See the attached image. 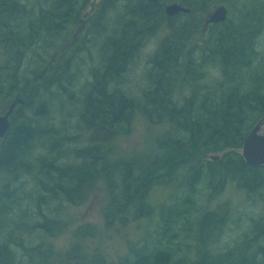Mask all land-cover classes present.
<instances>
[{"label":"trees","instance_id":"1","mask_svg":"<svg viewBox=\"0 0 264 264\" xmlns=\"http://www.w3.org/2000/svg\"><path fill=\"white\" fill-rule=\"evenodd\" d=\"M213 1L200 0V22ZM174 2L191 13L168 16L165 7ZM91 3L0 0V113L16 98L25 101L0 139V264H171L170 248L157 241L183 230L184 218L173 219L171 210L180 205L192 216L202 190L207 211L196 222L202 245L196 264H264L252 247L238 262L213 254L230 208H207L230 183L247 196L264 190V166L252 167L242 155L246 137L264 119L263 3L235 0L226 22L205 28V19L201 27L192 21L194 8L185 0H103L86 27L97 57L77 61L84 37L59 62ZM154 35L160 39L147 72L150 88L131 95L124 79ZM68 102L78 116L73 134L59 123ZM139 115L169 125L160 153L111 159V144ZM100 181L107 191L105 231L154 220L144 236L159 238L149 248L143 240L112 258L99 244L87 246L98 235L93 227L76 229L67 250L57 249L54 240L66 229L62 212L84 203ZM160 187L172 198L155 203Z\"/></svg>","mask_w":264,"mask_h":264},{"label":"rangeland","instance_id":"2","mask_svg":"<svg viewBox=\"0 0 264 264\" xmlns=\"http://www.w3.org/2000/svg\"><path fill=\"white\" fill-rule=\"evenodd\" d=\"M101 1L103 0H92L91 5L84 12L81 18L83 23H79L74 27L68 39L63 44L64 47L59 53V62H62L66 59V57H68L70 54L69 52L77 45V42L81 43L84 37L87 38V22ZM234 1L235 0H214L209 8L205 6L204 19L206 20L208 14L221 5H225L229 9L228 18H230L232 12L236 9V5L233 4ZM246 1L250 4L261 2L264 5V0ZM185 2L194 8V18H192V21L195 22L196 26L200 25L201 27L204 24V19L200 22L197 17L201 15L202 8L204 7L201 6L200 0H185ZM118 12L121 14L123 11L121 12V9L118 8ZM262 26L259 39L261 53L264 55V25ZM88 39L89 38L85 40L83 48L85 46L86 48L84 50L82 49L83 51L81 50L79 56L77 57V61H80L81 58L85 59V57L94 59L97 57L94 49L95 47H93L92 41ZM159 39L160 35L153 37L142 49V51L139 52L137 55L139 57L136 56L135 64L131 66L124 79V86L132 95L140 96L144 91H147L150 88V81L147 78V72L151 67L152 55L155 52ZM89 64H87L86 67L83 65L81 67L82 76L80 77L81 83L79 88L85 84L86 74L90 72ZM66 106L67 107L64 113H60L59 119H61V121L59 123L61 125L66 124V130L64 132L73 134L75 129H78V116L74 113V108L72 110L69 109V102ZM168 127V124H155L141 115L137 116L129 128L128 133L120 135L111 144V159L133 158L136 156L144 158L154 157L160 153L159 141L162 139ZM261 132H264V124ZM225 152L226 151L211 153L209 154V159H212V157L215 156H219L220 159ZM201 188L203 187L201 186ZM168 191V189H164L162 187L156 189L152 196V201L154 200L155 203H162L167 200L169 201L170 195L168 196ZM177 198H180L181 200L183 199L180 193L177 195ZM106 199V187L104 182L100 181L84 203L77 206H68L69 208L67 207L68 209L66 208L62 212L66 221V229L62 231V233L54 240L59 251L65 252L67 250L74 237L73 234L75 230L79 228L86 229V232L91 233L93 227L96 228L98 235L91 237V240L87 241V246L92 249V246L99 244L101 248H103L112 258L124 255L129 244L131 245L133 243L146 240L144 245L149 248L152 245V241L159 238H156L158 235H154V233L148 237L144 236V234H146V229H149V231H153L155 229L156 223L154 220L132 223L123 230L118 229L105 231L103 209L106 204ZM205 201V190H202L196 196L194 204L195 209L191 208L193 215L190 217L187 212L184 213V208L180 205L175 206L173 210H171L172 218H175L179 214H181V217L179 216L181 220L184 218L182 222H180L183 230L179 231L180 233H177L176 236L173 237L163 235L161 239H158L157 241L162 242L163 239V243H165L164 245L170 248L172 252L171 264H196V260L199 258V250L202 251V249H200L202 245L200 244V236L197 233L198 228L196 222H198L200 215L206 210ZM221 203L227 204L230 208V218L228 224L225 226L224 233L222 235L223 237L218 240V242L220 241L219 244H217L218 247L215 246L214 248L211 246L210 248L211 251H213V254L218 255L229 253L235 262L240 261L241 257L243 258L247 252V248L250 247L255 248L256 252L259 251L258 253L264 254V190L251 196H247L244 192L237 188L236 184L230 183L224 193L217 200H215V202L207 206V208H215ZM155 219L156 221L158 220L157 218ZM258 257H260L259 254ZM222 260L223 262L225 261L224 259Z\"/></svg>","mask_w":264,"mask_h":264},{"label":"water","instance_id":"3","mask_svg":"<svg viewBox=\"0 0 264 264\" xmlns=\"http://www.w3.org/2000/svg\"><path fill=\"white\" fill-rule=\"evenodd\" d=\"M166 14L170 17L176 16L180 13L189 14L191 9L187 8L177 2L169 3L165 7ZM229 10L225 5L215 8L213 12L208 14L205 22V27L211 24H220L228 20ZM25 101L21 98L14 99L8 106L7 110L0 114V139L4 138L10 128V117L18 105L23 104ZM264 119L261 120L246 137L242 155L246 162L255 168L264 166V132H261ZM218 160L219 156L212 157Z\"/></svg>","mask_w":264,"mask_h":264},{"label":"bare ground","instance_id":"4","mask_svg":"<svg viewBox=\"0 0 264 264\" xmlns=\"http://www.w3.org/2000/svg\"><path fill=\"white\" fill-rule=\"evenodd\" d=\"M155 36V35H154ZM157 44H158V42H157ZM159 47V46H158ZM137 57H139V56H137ZM86 58V57H85ZM139 59V58H138ZM139 63V62H138ZM139 64H141V63H139ZM212 67V66H211ZM139 68V67H138ZM134 71H135V69H134ZM85 76V75H84ZM83 78V77H82ZM204 88V87H203ZM198 89V88H197ZM132 95V94H131ZM199 95V94H198ZM260 122V121H259ZM258 122V123H259ZM249 135V134H248ZM177 183V182H176ZM179 185V184H178ZM177 188H179V187H177ZM182 189V188H181ZM183 192V191H182ZM198 202V201H197ZM169 204V203H168ZM172 207V206H171ZM175 207V206H174ZM193 209V208H192ZM178 210V209H177ZM196 211V210H195ZM207 211V210H206ZM230 218V217H229Z\"/></svg>","mask_w":264,"mask_h":264}]
</instances>
